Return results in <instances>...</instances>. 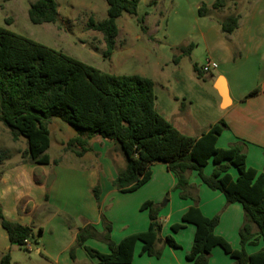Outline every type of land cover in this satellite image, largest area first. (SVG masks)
Segmentation results:
<instances>
[{"label":"trees","instance_id":"obj_1","mask_svg":"<svg viewBox=\"0 0 264 264\" xmlns=\"http://www.w3.org/2000/svg\"><path fill=\"white\" fill-rule=\"evenodd\" d=\"M104 1L106 18L100 22L90 18L87 27L102 35L105 46L102 57L108 59L114 52L118 35L116 20L123 14L135 17L139 0ZM225 2L216 0L211 7L202 4L197 14L211 16L215 10L224 8ZM27 18L33 25L56 24L58 5L55 0H36L29 6ZM239 20V14L234 13L217 20V23L223 34L230 35L238 28ZM137 22L141 21L137 19ZM190 47L187 46L186 50L189 51ZM194 71L201 77L197 67ZM260 93H264V87L254 88L245 99ZM155 100L153 82L148 78L102 72L61 51L0 27V123L7 127L13 141L25 138L27 147L22 153L23 159L49 165L48 123L51 119H58L78 133L67 142V148L76 157H82L90 150L87 140L92 137L98 136L115 144L125 160L124 169L117 170L112 182L119 193L135 192L149 181L151 167L163 164L175 177V190L180 192V198H191L194 203L182 215L180 223L171 226L173 233L186 224L195 227L192 246L186 255L188 261L208 264L212 249L219 247L233 260L232 264H264V246L253 254L245 251V246L253 244L256 239L264 244V172L258 173L247 166L243 142H235L227 148L215 146L217 137L227 129L224 121L210 125L197 138L190 137L180 133L157 112ZM184 107V104L180 105L181 112ZM210 161L212 173L205 175L204 169ZM53 163L57 164L55 160ZM232 168L236 171L235 177L230 173ZM191 172H195L208 189L220 192L226 204L241 206L243 223L238 233L239 250L215 235L219 216L207 218L199 210L197 197L192 194L189 184ZM92 194L98 203V187L92 189ZM160 209L161 205L152 201L142 203L140 210L148 213L147 230L128 235L117 243L110 239V223L101 216L104 233L97 232L90 225L85 226L76 234L75 247L83 248L96 264H131L137 243L141 244L142 255L159 259L164 244L179 248L172 236L159 242L162 230ZM0 227L11 245L23 248L26 239L31 244L36 242L32 229L7 220L1 207ZM38 231L37 236L42 230ZM93 237L100 238L107 245L108 253L85 246V242ZM70 257L74 259V249L70 251ZM0 264H11L9 254L0 258Z\"/></svg>","mask_w":264,"mask_h":264},{"label":"rangeland","instance_id":"obj_2","mask_svg":"<svg viewBox=\"0 0 264 264\" xmlns=\"http://www.w3.org/2000/svg\"><path fill=\"white\" fill-rule=\"evenodd\" d=\"M35 1L0 0V27L61 51L74 59L85 60L95 68H101L102 72L116 76L138 75L150 79L156 97L155 109L160 113L171 110L179 113L177 124L186 125L188 129L182 127L185 132L198 134L196 131L199 127L211 125L213 113L219 112L215 102L216 92L212 88L216 70L198 77L194 67L201 70L209 60L216 63L229 80L241 78L246 83L244 87L251 86L250 79L252 75L254 77L255 72L252 51H243L237 44H230L228 36L220 31L217 20L250 10L252 7L258 9L264 0H259L260 3L258 0H226L224 8L215 10L208 17L198 16V8L202 4L211 7L216 0H139L135 17L123 14L116 20L118 35L114 52L108 59L102 57L104 48L101 46V34L87 27L90 18L98 22L106 18L107 5L104 0H55L59 12L57 23L41 25H33L27 18V10ZM90 9L94 10V16H90ZM137 19L141 22L138 23ZM189 45L191 47L188 51L186 47ZM183 49L186 51L183 52ZM181 104L185 106L182 112ZM181 113L185 115L182 116ZM196 122L198 124H195ZM194 125L195 129L192 130ZM48 129V167L52 171L46 182L53 178L57 165L62 168L75 163L80 167L93 161L89 153L81 158H74L75 154L67 148L69 139L78 135L70 126L58 119H51ZM26 147L25 138L20 137L18 141H13L7 127L0 123L1 165L22 161L21 156ZM120 162L124 164V159L120 158ZM205 170H210L209 174L212 173L211 161ZM231 170L236 173L234 168ZM166 197L167 195L159 203L161 208L166 204ZM112 201L111 198L107 200L102 214L105 215L109 211ZM43 210L45 214L36 219L42 232L37 236L39 231L34 230L36 242H32L28 251L9 244L4 230L0 228V233L5 239L2 242L4 241L7 248L5 253L9 254L11 264H54L72 249L75 251V246L71 249L68 247L74 242L75 234L83 228L82 219L73 217L50 202H45ZM109 217L123 219L114 212H111ZM114 228V232L119 233L120 227ZM169 230L171 236L175 234L171 228ZM100 233H104L103 224ZM88 240L97 248L105 244L100 238L93 237ZM86 246L89 247L88 244ZM37 251H40V254ZM1 256L0 250V258Z\"/></svg>","mask_w":264,"mask_h":264},{"label":"crops","instance_id":"obj_3","mask_svg":"<svg viewBox=\"0 0 264 264\" xmlns=\"http://www.w3.org/2000/svg\"><path fill=\"white\" fill-rule=\"evenodd\" d=\"M257 2L260 3L259 0ZM259 7L258 9L252 7L250 10L241 13L237 12L240 16L238 28L232 34L227 35L230 44L233 46L237 44L241 50L246 49L247 52L252 51L253 53L255 72L254 77L252 75L250 79L251 86L244 87L246 83L241 78L229 80L222 70H219V67L216 69V75L212 81V88H214L217 96L215 102L219 110V112L213 113L212 124L222 120L227 126V129L217 137L215 146L227 148L235 142H243L246 145V164L258 173L264 172V93L249 99H245V96L254 88L264 87V3H260ZM89 12L90 16H94L93 9H90ZM234 40L235 43H233ZM101 46L105 49L102 35ZM76 59L94 67L85 60ZM96 68L102 71L101 68ZM220 78L229 101L226 107L222 106L221 96L216 89V84L220 82ZM158 113L180 133L190 137H199L210 126H205L206 128L201 126L196 131L198 134H191L183 130L182 127L188 129L186 125L181 124L179 126L177 124L179 122L177 117L180 114H177L176 111ZM181 115L184 116L185 114L181 113ZM171 117H173L172 120ZM194 129L195 125L192 130ZM82 138L86 139L84 136ZM87 146L90 150L85 154L88 155L89 153L93 160L91 163L83 164L80 167L75 163L62 168L57 165L53 178L51 181H47L48 184L46 179L52 171L48 167L49 165L34 164L25 159L16 163L0 164V207L4 217L11 222L30 227L33 232L36 229L42 230L36 219L45 214L43 210L45 202H50L51 205H56L73 217L81 218L82 227L90 225L99 233L102 224L101 216H104L108 223L111 222L110 239L117 243L128 235L147 230L148 213L139 209L142 203L152 201L159 204L161 199L167 195L166 204L162 206L159 213V219L162 223L159 242L164 241L167 236H171L169 230L171 226L180 223L182 215L194 203L191 198H180V192L175 191L176 179L167 171L165 165H153L149 181L135 192L119 194L112 182L116 178L117 170H122L125 167V160L124 164L120 162V158H123L121 152L114 143L98 136L88 139ZM74 158L79 157L75 156ZM209 173L210 170L204 171L205 175H210ZM230 173L233 177L236 176L232 170ZM195 174V172L189 174V184L193 189L192 194L197 197L199 210L207 218L218 215L219 222L214 230L215 235L226 240L233 249L239 250L238 233L243 223L241 206L238 203L226 204L225 198L220 192L208 189ZM94 187L99 189L98 203L92 194ZM45 196H47V201H45ZM109 198L113 201L109 211L104 215L101 211H103V207ZM111 212L123 219H111L109 217ZM118 220L119 222H117ZM114 226L120 227L119 233L114 232ZM194 232L195 227L186 224L183 229L173 234L172 237L179 248H171L164 244L159 259L142 255L140 252L141 244L137 243L134 247L131 264H193L186 259V255L191 249ZM2 240L5 239L0 233V250L3 256L7 248ZM6 241H8L7 235ZM86 244L100 253H108L106 244L98 248L92 245V241L87 240L85 246ZM253 244L256 246L254 247ZM253 244L245 246L247 254L258 252L264 246L260 239H256ZM75 245L74 239L68 249ZM218 248L212 249L208 264H232L233 260ZM37 253L40 254V251ZM54 264H96V261L89 258L83 248L76 247L74 259H71L69 251L68 255L66 254L63 259Z\"/></svg>","mask_w":264,"mask_h":264},{"label":"built area","instance_id":"obj_4","mask_svg":"<svg viewBox=\"0 0 264 264\" xmlns=\"http://www.w3.org/2000/svg\"><path fill=\"white\" fill-rule=\"evenodd\" d=\"M217 68H218V66H217L216 63L211 62V61L208 60V61L202 66V68H201L200 71H201L202 74H209L211 71H214V70H216ZM22 247L25 248V249L30 250L31 247H32V244H31V242H30L28 239H26V240L23 241V245H22Z\"/></svg>","mask_w":264,"mask_h":264},{"label":"water","instance_id":"obj_5","mask_svg":"<svg viewBox=\"0 0 264 264\" xmlns=\"http://www.w3.org/2000/svg\"><path fill=\"white\" fill-rule=\"evenodd\" d=\"M221 82H222V79L220 78V82H218V84H216V89H217V91L219 92V94L221 96L222 106L226 107L228 105L229 101H228V98H227L226 91H225L223 85L221 84ZM48 183L49 182H47V184Z\"/></svg>","mask_w":264,"mask_h":264}]
</instances>
